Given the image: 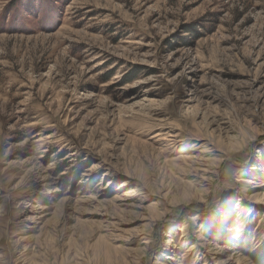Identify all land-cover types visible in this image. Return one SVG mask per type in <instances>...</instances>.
<instances>
[{
    "label": "rangeland",
    "instance_id": "1",
    "mask_svg": "<svg viewBox=\"0 0 264 264\" xmlns=\"http://www.w3.org/2000/svg\"><path fill=\"white\" fill-rule=\"evenodd\" d=\"M0 264H264V0H0Z\"/></svg>",
    "mask_w": 264,
    "mask_h": 264
},
{
    "label": "trees",
    "instance_id": "2",
    "mask_svg": "<svg viewBox=\"0 0 264 264\" xmlns=\"http://www.w3.org/2000/svg\"><path fill=\"white\" fill-rule=\"evenodd\" d=\"M255 256L253 255V258H254Z\"/></svg>",
    "mask_w": 264,
    "mask_h": 264
}]
</instances>
